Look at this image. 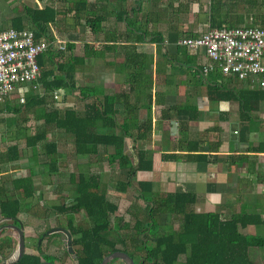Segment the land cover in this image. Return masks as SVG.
Here are the masks:
<instances>
[{"label": "crops", "instance_id": "obj_1", "mask_svg": "<svg viewBox=\"0 0 264 264\" xmlns=\"http://www.w3.org/2000/svg\"><path fill=\"white\" fill-rule=\"evenodd\" d=\"M34 1L38 9L52 3L50 0ZM75 1L53 0L59 15L56 23L48 26L47 35L63 46L62 51L67 47L65 45H73L56 60L63 62L68 58L82 57L86 48L90 53L97 51L100 58L85 59L84 65L76 67L73 74L74 86L83 88L85 97L79 90L68 94L61 91L57 109H71L65 106L69 101H75L72 109L83 114L85 107L95 101L104 103L105 97L111 98L108 107L115 115L100 120L96 133L123 137L124 155L131 166H138L142 154L143 165L150 168L136 170L128 178L129 169L122 170L117 161L112 162V146H99L98 155L78 156L79 161L74 163L71 157L77 155L74 154L72 137L57 129H46L41 120L32 116L38 127L47 131L46 140L37 145L35 160L31 149L25 147V140L23 148L12 144L17 145L22 156L19 161L2 168L0 164V184L11 191V180L32 175L35 196L40 197L45 190L40 186H45L43 182L47 178L48 185H53V193H61L59 197L65 198L64 203H67L74 197L70 191H75L78 178L93 176L99 192L109 202L117 205L116 202L122 203L127 197L132 202L128 203L126 215L141 220L145 219L144 210L148 204L139 199L142 194L139 184H148L143 188L144 193L151 192L142 196L149 201L167 195L188 194L194 197V203L188 209L191 212L218 213L222 220L253 215L264 223V87L256 81H239L219 72L217 76L212 70L206 72L211 63L203 51L193 52L176 45L182 37H195L212 29L211 17L217 22L234 23L233 28H264V0H125V4L119 0H85L86 12L83 14L87 18H93L94 14L105 17L100 33L96 35L85 25L84 15L77 24L74 11L66 12L61 3L70 5ZM13 4V0H0V31L11 28L18 17L22 18L23 30H31L22 12H15ZM256 4L261 7L255 19L238 18L252 14V7ZM123 9L128 13L123 15ZM149 19L154 20L153 24L142 30L139 24L147 23ZM248 21L259 24L239 26ZM142 34L143 43L135 44V38ZM155 36L163 39L162 44L151 42ZM158 51L163 61H158ZM130 53L135 56L128 63L125 59ZM141 56L146 57L150 71L147 68L148 72L140 71ZM47 68L51 69V66L47 64ZM140 74L152 76V79H140ZM142 85L148 89H140ZM24 89L26 92L13 93L22 96V103L30 88ZM13 95L6 102L10 103ZM49 137L51 142L47 140ZM49 143L56 145L55 165H50V160L42 155L43 145ZM63 165H67L68 187L61 180L60 167ZM89 169L93 172L89 173ZM127 180L130 194H126L127 190L120 191L121 184ZM22 204L19 215L33 218V214L25 210L27 202ZM60 205L52 206L51 211ZM80 214L84 219L83 213ZM19 215L21 223H25ZM57 219L48 221V228L56 221L65 224V219ZM72 222L73 225L81 224L77 215ZM83 223L88 227L91 224L86 216ZM179 223L180 218L170 216L165 223L166 229H174ZM12 232L9 236L15 240L18 233L16 230ZM242 233L262 237L264 224L249 225L242 229ZM117 248L121 249V246L118 244ZM250 257L255 263L264 264L263 249L251 250Z\"/></svg>", "mask_w": 264, "mask_h": 264}, {"label": "trees", "instance_id": "obj_2", "mask_svg": "<svg viewBox=\"0 0 264 264\" xmlns=\"http://www.w3.org/2000/svg\"><path fill=\"white\" fill-rule=\"evenodd\" d=\"M119 2L125 4V0H119ZM54 7L53 2L44 5L42 9L22 6L21 12L36 40L42 36L50 38L47 35L48 26L55 24L59 15ZM72 10L74 11V21L78 24L81 16H85L83 14L86 12L85 0L73 2L67 7L66 12ZM132 11L130 10V12ZM127 13L126 9H123V15ZM92 16L93 18L82 17V20H84L85 25L88 26L93 35H96L100 33L101 24L105 17L102 15L96 16L95 14ZM22 23V18L18 17L13 21L11 28L23 30L24 25ZM210 23L211 28H221L224 25L229 28L236 26L234 23L217 22L212 17ZM143 40L142 34L135 38L134 43L140 44L143 43ZM169 40L171 41V39ZM162 41L163 39L160 36L151 39V42L157 45L162 44ZM65 46H67V49L73 48V45ZM111 46H108L110 50H112ZM65 50L55 51L56 53L50 51L38 56L37 63L41 69V77L37 82L27 86L30 90L27 95L24 94V102L21 107L24 108L25 112L27 111L26 113L32 114L37 121L41 120L43 127L46 129H57L72 137L74 154L77 156H96L99 153V146H112L114 154L110 158L112 162L117 161L122 170L129 169L128 178L132 177L136 170L149 169L150 166L143 165L144 157L142 154L138 155V166L136 168L131 166L128 158L124 155L123 137L96 133L97 124L100 120L115 115L112 108L108 107L111 98L105 97L104 103L95 101L92 105L85 107L83 114H79L72 108L60 110L51 105L48 108L49 101L57 102L54 97L55 95L61 96V91L68 94L77 90L73 82L76 67L84 65L87 58H100L97 51L90 53L86 48L82 57L68 58L63 62L56 60L61 57L62 52H65ZM134 56V53L127 54L126 62L131 63L130 61ZM145 58V56H141L140 71H143L147 66ZM46 60L48 61L45 62ZM47 64L51 66V69L47 68ZM217 72L220 73L217 68L212 71L218 76ZM139 78L147 81L149 77L140 74ZM33 86H40L43 93H36ZM78 90L80 95L85 97V90L83 88ZM47 97L49 98L48 101H46ZM5 111L17 114L20 110L12 106H6ZM45 140L46 132L44 133L42 130L34 135L26 136L25 147L31 149L34 160L37 158V145L44 143ZM43 146V157L50 160V165H55V143L44 144ZM4 156L7 163H12L19 161L22 155L17 145H12L6 149ZM10 185L11 191H8L4 185L0 187V192L7 193L5 198L0 200V218L3 221L0 228L5 230L3 227L7 226L12 231L14 227L22 225L18 219V215L23 209L22 203L35 197V189L32 175L26 178L13 179ZM121 186L120 191L124 192L126 187H130V184L127 180ZM145 186H148V184H139V189L142 194H149L151 190L144 193L143 188ZM74 187L75 195L72 200L67 203L63 202L60 206L54 208V211L58 214L68 217L67 222L70 226V233L74 237L72 241L76 255L74 264H100L105 256L116 251L127 253L136 264H179L182 258L183 262L181 264H259L251 260V250H264V236L245 235L242 233V229L249 225H263L264 223L260 217L242 215L232 217L229 220H222L218 213L197 214L188 210L194 203V197L188 194L167 195L155 201H149L141 194L139 199L148 204L144 210L146 213L145 219L134 218V225L131 226L132 232H130V236L124 238L122 235L119 236V232L127 230L129 226L122 219L115 216L118 207L109 202L105 195L99 192L96 178L82 175L78 178V182L74 184ZM80 213H83L91 223L89 227L84 223L73 225V217ZM169 215L180 218L177 229H166L167 226L161 223L160 218ZM112 216L114 219L117 218V222L113 225L111 224ZM2 230H0V235ZM111 233L117 234L111 236ZM149 238L151 243H149ZM13 242L11 238L7 241L2 239L0 243V264H39L41 261L51 259L47 255L42 257V255L29 254V252L24 254L20 260H17L19 247ZM118 244L121 249L117 248ZM6 251L10 254L9 256H5L7 255Z\"/></svg>", "mask_w": 264, "mask_h": 264}, {"label": "built area", "instance_id": "obj_3", "mask_svg": "<svg viewBox=\"0 0 264 264\" xmlns=\"http://www.w3.org/2000/svg\"><path fill=\"white\" fill-rule=\"evenodd\" d=\"M176 45L189 51H203L223 76L239 81H256L264 87V28L221 27L208 29L195 37H182ZM63 48L54 38L36 40L31 30L8 28L0 31V102L15 92H26L41 77L37 58ZM38 90L40 86H33ZM58 100L59 96L55 95ZM57 103V102H56Z\"/></svg>", "mask_w": 264, "mask_h": 264}, {"label": "rangeland", "instance_id": "obj_4", "mask_svg": "<svg viewBox=\"0 0 264 264\" xmlns=\"http://www.w3.org/2000/svg\"><path fill=\"white\" fill-rule=\"evenodd\" d=\"M13 1H14L13 5H14L15 12H21L23 5H26V6L30 7V8H34V7L36 8L37 7V4H36V2L34 0H13ZM51 2H53V0H50V3ZM61 3L67 9L69 4L66 3V2H61ZM260 7H261V5L256 4L255 6L252 7V9H253L252 14H248V17L246 15H242V16H240L238 18L240 20H243V18H248L250 20L251 19L253 20V19L256 18V16L259 15L258 9ZM149 20L150 21H148L147 23H140L139 24L140 27L142 28V30H144V28L148 29L150 27V25L153 24L154 20H152V22H151V19H149ZM161 20H163V19H161ZM241 24L239 26H243V25L244 26H246V25H258L259 23H257V21H255V22L248 21L247 23L245 22V23H241ZM155 26L156 25H154V27ZM82 27H83V30L85 31L86 28L84 26H82ZM263 27H264V24H263ZM136 29H139V28L136 27ZM86 31H88V29H86ZM142 32H144V31H142ZM158 61H163L162 57L159 55V51H158ZM146 68L148 69V71H150L149 68H148V64H147ZM145 70L146 69H144L143 71H145ZM148 71L146 70V72H148ZM147 77L152 79V76H148L147 75ZM141 88L144 89V90L148 89L147 86H145V85H142L140 87V89ZM42 91H43L42 88H39L38 90H35V92L38 93V94H42L43 93ZM15 93L18 94V92H15ZM21 97L22 96L19 97L18 95L14 94L13 97L11 98L12 100L10 101V103H8L6 101L0 102V164H2L1 168L5 164H8L7 161L5 160V156H4V153H5L6 148L8 146H10L12 144H18L20 148H23V144H24V140H25L26 136H30V134L33 135L35 133H39L41 131V129H42V128L40 129L38 127V124L36 123V121L33 120V118H32L33 115L30 114L29 112L26 113L27 111L25 112L24 108L21 107V104H22V98ZM77 98H78V96H77ZM48 99L49 98L47 97L46 101H48ZM76 103L77 102H75V101H72V102L69 101L68 104H66L65 107L73 108V106L76 105ZM47 105H49L48 108H50V105L52 107L59 108V104L56 103V102L53 103V100H52V102L49 101V103ZM6 106L7 107L8 106H12L15 109L18 108L20 111L17 114H15L13 112L7 113L5 111V107ZM65 107H61V108L63 109ZM131 123H132V121H131ZM10 127H12V130H8ZM25 127L27 128V130H24ZM48 129H52V128H48ZM126 130H127V128H126ZM42 131L44 133L46 132V137H47V131H44V130H42ZM47 140L49 142H51L52 139H51V137H49V139H47ZM29 154H30V152L28 151L27 155H29ZM71 158H72L74 163H75V160L79 161V157L78 156L76 158H75V156H72ZM29 160H31L30 157H29ZM60 169H61L62 174H63V176L61 177V180L63 181L62 183L65 184L68 187L69 185H68V182H67V179H68L67 165L61 166ZM75 170H76V167L74 168V171ZM88 172L92 173L93 171L91 169H89ZM47 181H48V179L45 178V180L43 182V184L45 186H43V185L40 186L41 189L42 188L45 189L43 191V193L40 194V197L35 196L32 199H29L28 201H26L27 202V206H25L26 207L25 210L27 212H31L30 214H33L31 217H33L34 219L33 218L28 219V216L26 218L25 215H23V216L19 215L22 218V221L23 222L25 221V223H23L21 226L23 228V236H24L25 246H26L27 249H29V250H27V252H30L31 254H35V255H36L35 246L39 245V240H37V238L39 237V235L42 232H44V231H46L48 229V221L49 222H53L54 218L56 217V215H55L56 213L54 212V210L51 211V207L59 205V204H62L66 200L63 197H61V198L59 197V194H61V193L58 192V194H57L55 191L53 193V190H52L53 189V185L52 184L48 185ZM2 185L3 184H0V187H2ZM111 189L113 190L114 187L111 186ZM127 189L128 188L126 187V190ZM128 190H127L126 194H130L128 192ZM5 194L7 195V193H5V192H2V191L0 192V200L5 198ZM70 194L72 196L75 195V191H70ZM111 200H113V199L111 198ZM129 201H130V199L125 197L123 199L122 203L121 202L120 203L116 202V203H118L117 205H118L119 208H118V211L116 212L115 216L117 218L122 219L129 226L127 230H121L119 232V236L122 235V236H124V238L126 236H128V235L130 236V232H132L131 226H133V223H134V216L126 215V210L129 207L128 203L131 204V202H132V201H130V202ZM141 207H143V206H141ZM82 217H84V219L81 218V214L77 215V220L81 224H83V220H85L84 214H82ZM116 219H114L113 216L111 217V224L112 225L117 222ZM168 220H169L168 216L160 218V221H161L162 224L167 223ZM86 226H87V224H86ZM3 228L5 230H2L0 228V230H2V233L0 235V243H1L2 239H4V240L6 239V241L9 240L10 239L9 235H12V233H13L12 231L9 230V228H7V226H4ZM174 229H177V227H175ZM48 231L49 230H47L46 232H48ZM114 234H117V233H114ZM114 234L111 233V236H114ZM34 235H35V237H32ZM15 237H16L15 240H13L12 238L11 239L14 241L13 244H16V246H17L18 243H19V239L17 237V234H15ZM25 237H26V239H25ZM33 238H35V239H33ZM149 241H150L149 243H151V239ZM127 245H128V242H127ZM44 252H47V253H49V255H53L54 257L56 255L57 256L60 255V251L53 250V248H51V247L49 248L48 246L44 247ZM6 253H7V255H5V256H9L10 255L8 253V251H6ZM182 262H183V258L180 259L179 264H181ZM68 264H71V263H68ZM112 264H123V263L120 262V261H115Z\"/></svg>", "mask_w": 264, "mask_h": 264}, {"label": "flooded vegetation", "instance_id": "obj_5", "mask_svg": "<svg viewBox=\"0 0 264 264\" xmlns=\"http://www.w3.org/2000/svg\"><path fill=\"white\" fill-rule=\"evenodd\" d=\"M55 218L56 219L57 218L65 219V224L60 225L59 222L56 221L53 226H51L47 229L49 231H52L51 234L48 235L46 232L47 230H46L39 235V237L37 238V240H39V245L35 246L36 255H42V257L44 255L50 256L51 259L46 260V261H41V262H51L54 264H68V263L74 264L76 255L74 257H72V254H68L66 252L67 236L61 231L60 232H54L55 229H64L66 232H68L71 236V246H72V241H73L74 237L70 233V226L67 223L68 217L66 215L57 214V216ZM15 228H17V227H14V230H15ZM47 246L49 248L50 247L53 248V250L60 251V255L59 256L56 255L54 257L53 255H49V253L44 252V247H47ZM72 249H73V252L75 254V249L73 248V246H72ZM27 250H29V249H27L25 246V253L24 254L29 253V252H27ZM29 254H31V253H29Z\"/></svg>", "mask_w": 264, "mask_h": 264}, {"label": "water", "instance_id": "obj_6", "mask_svg": "<svg viewBox=\"0 0 264 264\" xmlns=\"http://www.w3.org/2000/svg\"><path fill=\"white\" fill-rule=\"evenodd\" d=\"M15 230L18 233V239H19V243H18V247H19V251H18V257L17 260H20L24 253H25V241H24V236H23V229L22 226L19 225V227L15 228ZM63 232L66 236H67V242H66V252L68 254H72V257L75 256L72 246H71V236L68 232H66L64 229H55L54 232ZM52 231L47 232V234H51ZM120 261L123 264H136L133 259L127 254L124 253L122 251H116L114 253H111L107 256H105L100 264H111L113 261ZM40 264H54L51 262H41Z\"/></svg>", "mask_w": 264, "mask_h": 264}]
</instances>
